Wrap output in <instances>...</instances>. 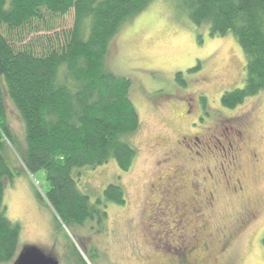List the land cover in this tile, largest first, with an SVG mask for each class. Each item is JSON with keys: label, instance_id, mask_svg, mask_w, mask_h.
<instances>
[{"label": "trees", "instance_id": "obj_1", "mask_svg": "<svg viewBox=\"0 0 264 264\" xmlns=\"http://www.w3.org/2000/svg\"><path fill=\"white\" fill-rule=\"evenodd\" d=\"M154 1L0 0V264L14 261L22 234L4 205L5 190L14 181L12 151L28 175L45 173L44 199L68 231L96 220L99 233L104 232L108 205L126 204L118 185L92 202L81 189V171L114 160L127 173L136 160L131 139L141 122L130 97L131 81L112 73L107 62L121 26ZM178 3L193 24L209 26L212 37L234 35L244 53V87L225 93L223 107L235 109L264 94V0ZM175 80L186 86L182 73ZM8 103L23 122L22 137L12 129ZM19 138L25 141L22 147ZM78 243L92 262L95 248L89 252L86 240ZM67 250L74 264H88L72 242Z\"/></svg>", "mask_w": 264, "mask_h": 264}, {"label": "rangeland", "instance_id": "obj_2", "mask_svg": "<svg viewBox=\"0 0 264 264\" xmlns=\"http://www.w3.org/2000/svg\"><path fill=\"white\" fill-rule=\"evenodd\" d=\"M72 22L70 15L65 24L71 27ZM107 63L112 73L131 81L130 97L141 122L139 132L131 139L138 155L127 173H122L114 160L96 169H83L80 185L92 202L101 198L108 186H121L127 202L124 206L108 205L104 232L99 233L96 220L68 231L44 199L48 190L45 173L28 175L12 151L9 164L14 181L5 190L4 205L8 219L21 226L22 234L19 251L10 264L27 247L43 250L59 264H74L67 250L69 242L85 253L88 264H168L161 256L165 258L168 250L176 247L177 233L171 239L165 236L167 230L160 227L163 231L155 235L157 226L146 209L150 184L165 167H170L163 162L167 154L179 136L191 133L189 122H182L187 115L185 99L202 97L198 109L193 108L187 117H197L206 106L213 115H220L227 128L238 118L254 115L251 136L263 157L256 193L264 199V94L249 98L235 109H227L221 103L225 93L243 89L245 82L246 59L234 35L212 37L209 26H197L189 20L178 0H156L121 26L111 42ZM193 69L196 70L189 72ZM178 73L183 74L186 86L176 83ZM7 114L15 134L22 137L24 125L11 103ZM212 123L207 122L205 127H212ZM22 142L25 141L19 138L20 147ZM212 152L220 157L218 152ZM184 153L188 158H197L190 150ZM188 167L194 171V166ZM200 179L199 187L205 186ZM226 200L220 197L215 217L211 216L212 233L224 227L223 223L231 224L237 216L239 210L232 199ZM263 235L264 209L219 264H264ZM78 239L87 241L89 252L95 248L92 262ZM177 251L181 254L180 249Z\"/></svg>", "mask_w": 264, "mask_h": 264}, {"label": "flooded vegetation", "instance_id": "obj_3", "mask_svg": "<svg viewBox=\"0 0 264 264\" xmlns=\"http://www.w3.org/2000/svg\"><path fill=\"white\" fill-rule=\"evenodd\" d=\"M200 99L198 96L183 101L187 115L193 108L198 109ZM187 115L182 122H189L191 133L179 136L167 154L163 162L170 167H165L150 184L146 210L157 226L155 235L161 232L160 227L171 239L177 233L178 244L161 260L168 264H219L264 209V199L256 193L263 157L251 136L255 117L245 115L227 128L220 115H213L206 106L197 117L190 119L191 114ZM211 121L212 127H205ZM187 150L197 158H188L184 153ZM188 166H194V171ZM199 178L205 186L199 187ZM222 196L226 202L232 199L239 211L231 224L223 223L224 227L212 233L211 216L215 217ZM176 241L172 240V244Z\"/></svg>", "mask_w": 264, "mask_h": 264}, {"label": "water", "instance_id": "obj_4", "mask_svg": "<svg viewBox=\"0 0 264 264\" xmlns=\"http://www.w3.org/2000/svg\"><path fill=\"white\" fill-rule=\"evenodd\" d=\"M14 264H59L57 259L36 247H27Z\"/></svg>", "mask_w": 264, "mask_h": 264}]
</instances>
